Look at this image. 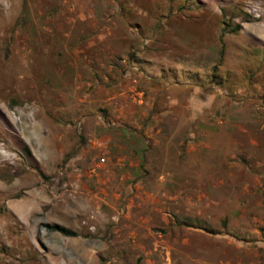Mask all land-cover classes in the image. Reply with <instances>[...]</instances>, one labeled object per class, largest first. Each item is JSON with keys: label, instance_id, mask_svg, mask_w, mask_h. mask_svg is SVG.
<instances>
[{"label": "rangeland", "instance_id": "1", "mask_svg": "<svg viewBox=\"0 0 264 264\" xmlns=\"http://www.w3.org/2000/svg\"><path fill=\"white\" fill-rule=\"evenodd\" d=\"M262 28L255 0H0V264H264Z\"/></svg>", "mask_w": 264, "mask_h": 264}, {"label": "trees", "instance_id": "2", "mask_svg": "<svg viewBox=\"0 0 264 264\" xmlns=\"http://www.w3.org/2000/svg\"><path fill=\"white\" fill-rule=\"evenodd\" d=\"M50 229L53 231H57V232L65 235V236H68V237L77 236L76 232H73L72 230L65 228V227H62V226H59V225L51 226Z\"/></svg>", "mask_w": 264, "mask_h": 264}, {"label": "bare ground", "instance_id": "3", "mask_svg": "<svg viewBox=\"0 0 264 264\" xmlns=\"http://www.w3.org/2000/svg\"><path fill=\"white\" fill-rule=\"evenodd\" d=\"M256 2L264 3V0H255ZM259 33L262 35L264 39V28L260 29ZM264 42V41H263Z\"/></svg>", "mask_w": 264, "mask_h": 264}]
</instances>
